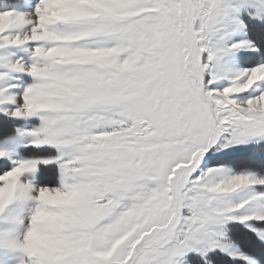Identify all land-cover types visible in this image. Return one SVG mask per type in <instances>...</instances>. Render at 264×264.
<instances>
[{"label": "snow or ice", "instance_id": "6c2138e0", "mask_svg": "<svg viewBox=\"0 0 264 264\" xmlns=\"http://www.w3.org/2000/svg\"><path fill=\"white\" fill-rule=\"evenodd\" d=\"M0 264H264V0H0Z\"/></svg>", "mask_w": 264, "mask_h": 264}]
</instances>
